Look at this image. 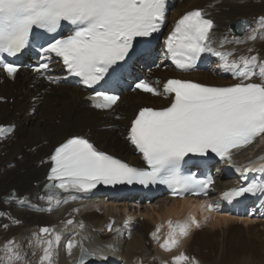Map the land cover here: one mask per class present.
I'll return each instance as SVG.
<instances>
[{"label": "snow or ice", "instance_id": "snow-or-ice-1", "mask_svg": "<svg viewBox=\"0 0 264 264\" xmlns=\"http://www.w3.org/2000/svg\"><path fill=\"white\" fill-rule=\"evenodd\" d=\"M166 0H0V72L14 79L19 65L6 57H16L24 50L30 33L41 29L55 33L62 22L73 26L67 36L53 39L40 49V62L32 71L50 83L58 79L46 76L52 55L62 61L67 72L81 78L87 87L100 82L109 69L123 61L133 48L136 38L149 37L157 32L164 21ZM215 25L205 18L201 10L184 14L168 36L166 45L176 59L177 67L187 70L204 53H211L221 61L218 67L231 73L239 82L227 87L206 86L188 80L169 79L163 84V93L148 81L141 80L135 87L153 95L174 94L170 106L154 110L142 108L131 121L127 139L142 154L146 168L130 166L102 151L82 137H73L55 147L50 155L51 168L44 187L49 207L38 208L40 212H51L54 206L69 199H76L73 193H88L97 184H166L174 190L199 195L212 185L211 177L198 180L193 175H181L180 166L189 154L204 156L214 153L221 160L230 161L233 152L251 145L264 134V59L259 55H239L229 60L233 52H222L212 47ZM243 35H222L219 47L225 44H245L264 39V15L250 23L240 20L237 27ZM231 33L232 29L229 28ZM249 53L253 52L248 47ZM258 80L259 82H252ZM248 81V82H245ZM93 107L109 109L119 97L95 92L88 97ZM11 128L0 127V139ZM244 171H248L245 169ZM264 173V164L251 169ZM67 193V196H62ZM244 194L264 195V182L253 181L247 187L232 188L223 193L230 199ZM25 201H21L24 203ZM213 210V205H208ZM189 222L172 224L170 231L160 245L165 251L187 236L191 224L199 225L194 218ZM67 225L74 221L68 220ZM83 228V224H79ZM112 231V225H108ZM159 231V229H157ZM42 234H51L52 239L37 240L45 245L40 264H51L54 248L62 237L52 228L43 227ZM156 238V234L153 233ZM78 241L68 240L65 245L70 254ZM6 264H16L23 256L14 250L13 242L4 246ZM89 252L80 243V257L77 264H84ZM103 258V257H101ZM173 264H195L181 253L173 258Z\"/></svg>", "mask_w": 264, "mask_h": 264}, {"label": "bare ground", "instance_id": "bare-ground-1", "mask_svg": "<svg viewBox=\"0 0 264 264\" xmlns=\"http://www.w3.org/2000/svg\"><path fill=\"white\" fill-rule=\"evenodd\" d=\"M196 8H204L213 17L215 34L222 36L224 33L230 34L228 32L229 25L239 18L245 17L253 20L255 17L264 15V0H177L166 20L175 19L182 13ZM246 47H252L253 54L259 55L260 58L264 57V40L249 42ZM218 64L217 62V69L213 73H197L187 78L201 81L207 85L224 86L234 83L229 74H219L224 71L218 67ZM171 73L155 71L154 75L167 77L171 76ZM85 95L87 93L67 85L47 86L38 77H33L30 73L20 71V69L13 82L7 81L0 73V127L12 129L5 133L4 138L0 139V211L2 213L11 211L10 213L17 215L16 217L21 220L17 225V231L23 233V236L13 237L16 239L13 246L18 248L19 241L25 239L23 250L16 249L24 257V264H40V256H36L35 249L27 245L26 236L28 235L30 239L33 238L35 242L38 239H52V235L48 237L50 234L40 233L41 228L49 227L62 237L61 242L57 245L59 251L56 259L52 258L51 264L77 263L76 255L79 243H82L89 252H96L95 256L111 259L109 264H157L154 261L147 235L151 231H155L152 224L163 226L174 212L185 210L187 207L185 201H167L163 197H159L155 199L157 201L155 204L160 205L157 209L150 206L148 212L141 214L143 217H148L152 223L134 222V225L130 226L132 229L121 227V229L113 231L112 227V231L108 232L105 229H97L101 226L98 227L101 224V218L95 211H90L94 209L92 207L81 214L79 213L81 211L78 210L81 206L75 204L67 206L59 204L54 206L51 212H40L35 209L33 212L26 208L29 205H36V209L49 207L47 200L39 199V196L43 195L41 187L49 164L44 160L49 158L53 149L64 142L68 136L83 134L101 150L130 163L138 162L139 158L133 155V151L121 138L122 127L127 126L131 117L142 106H157V98L139 93H127L116 104L118 106H115V112L98 113L90 109L88 104L83 101ZM252 150H254L253 153L246 159H242L245 158L243 152L238 156L233 155L237 160L236 163L240 165L237 170H231L232 177L250 165L256 158H260L261 164H264V139L260 140L258 145L256 144L250 151ZM258 165L260 164L256 163L253 168ZM256 174L259 181L264 182V173L256 172ZM225 180L228 179L225 178ZM215 188L222 189L224 186L220 181ZM11 191L15 193V197H18L13 203L9 200L6 201L7 195ZM141 199L144 203L146 202V199ZM262 199L263 195L257 194L253 204L245 205L246 209L241 206L239 210L241 212L245 210L244 214H249ZM130 200H138V198L118 201L106 200L107 207L104 208L103 205L102 207L105 210L108 208L109 212H105V214L108 213L106 216H112V211H118L117 207H124L123 211L127 212L126 204L133 202ZM21 201L25 202L21 203ZM83 209L87 208L83 207ZM72 218L74 224L71 226H79L82 223L83 228L77 229L75 234L72 233L70 240L74 239L79 243L69 254L65 249L68 242L66 233L59 232L58 229L64 226L70 228L66 226L65 222ZM14 219L12 218L10 221L13 223ZM234 220H241V223L245 224L243 225L244 229L238 226H227ZM202 222L204 224L208 222V227L204 228ZM197 224L199 227H192L195 228V231L191 235L189 243L178 254L183 253L189 257V262L224 264L226 261L227 264H238L241 260L244 262L248 255L258 257L261 254L260 251H264V239L260 237L259 232L260 228L264 229V220L251 221L245 220L243 215L232 218L225 214L206 218L204 212L201 211L197 218ZM29 227H31L30 230H28ZM207 228L211 232L206 230ZM238 228L242 229L241 233L237 230ZM158 229L161 231L162 227ZM214 229H221L220 233ZM27 231L29 234L26 233ZM163 242L164 239L161 237L158 243ZM183 242L184 240L180 237L178 248L182 246ZM162 253L160 258H167V255ZM216 254H218V260L215 261L213 259ZM166 263L168 264V260Z\"/></svg>", "mask_w": 264, "mask_h": 264}, {"label": "rangeland", "instance_id": "rangeland-1", "mask_svg": "<svg viewBox=\"0 0 264 264\" xmlns=\"http://www.w3.org/2000/svg\"><path fill=\"white\" fill-rule=\"evenodd\" d=\"M161 200V199H160ZM155 202H157V201H155V200H153L152 202H150L148 205H145V204H143V202H136V203H128V204H126V206H127V209H128V211L126 212V213H130V214H132L131 216L133 217V220H134V222H136V223H140V222H150V223H152L151 221H150V219L147 217H143L141 214H143V213H146V212H148L149 211V208H150V206H153V208L154 209H157V207H159L160 205H157V204H155ZM101 203H98L97 205L95 204V205H85V206H81L78 210L79 211H81V212H79L80 214L83 212V211H85V210H90L89 209V207H92V209L96 212V214H98V216L101 218V224H99L98 225V227L99 228H97V229H99V230H102L103 229V221H105L106 220V214H108V213H106L105 214V212H109L108 211V208L105 210L103 207H102V205L103 204H101ZM122 204V203H121ZM122 205H124V204H122ZM83 207L84 208H87V209H83ZM98 207V208H97ZM99 208H101V209H99ZM123 209H124V207H117V212H116V214L118 215L117 217L119 218L120 216H121V213L123 212ZM139 210H140V213H139ZM138 211V212H137ZM145 211V212H144ZM11 211H7V212H5V213H2L1 214V216H0V250L3 252H5V249H4V246H5V244L7 243V242H9V241H12V242H14L16 239H14L13 237H15V236H19V235H22L23 236V233L20 231H17V225H19L20 224V222H21V220L19 219V217H16L17 215H15V214H13V213H10ZM137 212V213H136ZM112 213H113V211H112ZM111 213V214H112ZM129 214V215H130ZM6 216V217H5ZM79 216V215H78ZM105 217V218H104ZM2 218V219H1ZM14 219V221L15 222H11L10 220L11 219ZM4 219V220H3ZM117 219V218H116ZM3 220V221H2ZM120 220H121V217H120ZM237 220V219H236ZM5 222V223H4ZM11 222V223H10ZM18 223V224H17ZM203 223V222H202ZM16 225V226H15ZM153 225V224H152ZM203 225V227L204 228H206V227H208V225H209V223L207 222V223H203L202 224ZM243 225H245V224H243V223H241V220H238V221H233V222H231V223H229L227 226H233V227H240V228H242V229H244V226ZM8 226V227H7ZM10 226V227H9ZM190 227H191V229H189L188 230V234H187V236L185 237H182V239L184 240V242L182 243V246L180 247V248H178V246L176 245L175 246V248H173L172 249V251L174 250V253H173V255H176V256H178V254L180 253V251L183 249V248H185V246L189 243V241H190V238H191V235L193 234V232L195 231V228H196V225H190ZM192 227H195L194 229L192 228ZM8 228V229H7ZM15 228V229H14ZM101 228V229H100ZM31 229V227H29L28 228V230H30ZM242 229H237L240 233L242 232ZM261 229V231H259L260 232V237L261 238H263L264 239V235H262L263 233H264V229L263 228H260ZM206 230H210L209 228H207ZM214 230H217L219 233H220V230L219 229H214ZM13 231V232H12ZM16 231V232H15ZM210 232H211V230H210ZM27 234H29V231H27L26 232ZM26 233H24V234H26ZM156 234V238H154L153 237V234L151 235L152 236V239H153V243L156 245V246H153L152 245V243L148 240V242H149V245H150V249L152 250V252H153V256H154V261L157 263V264H159V262H160V260H162L161 258H160V254L162 253V250H160V248H159V246L157 245V243H158V240L160 241L161 240V237L160 238H157L159 235H160V233H155ZM49 235V234H48ZM10 237H12V238H10ZM149 239V238H148ZM4 240V241H3ZM24 240L25 239H22V241H19L20 242V246L18 247V248H15L14 250H23V246H24ZM26 241L29 243V245L31 244V242H30V238H29V236L27 235L26 236ZM22 245V246H21ZM26 245V244H25ZM21 247V248H20ZM263 248H264V246H263ZM2 252H1V254H2ZM36 253H37V251H36ZM260 253L261 254H259L258 255V257H251L250 255H248V258H246L245 260H244V262L241 260V262H239L238 264H264V251H260ZM162 254H165V255H167L166 257L168 258V257H170L171 255H169V254H166V253H162ZM36 256H37V254H36ZM170 260L171 259H169L168 258V261L170 262ZM213 260H218V254H216L215 256H214V259ZM172 261V260H171ZM216 264H221V263H216ZM224 264H227V262L225 261L224 262Z\"/></svg>", "mask_w": 264, "mask_h": 264}, {"label": "water", "instance_id": "water-1", "mask_svg": "<svg viewBox=\"0 0 264 264\" xmlns=\"http://www.w3.org/2000/svg\"><path fill=\"white\" fill-rule=\"evenodd\" d=\"M10 197L12 198V195H10Z\"/></svg>", "mask_w": 264, "mask_h": 264}]
</instances>
